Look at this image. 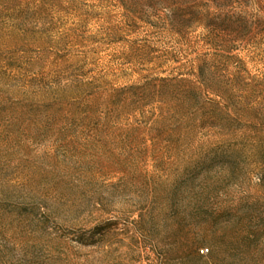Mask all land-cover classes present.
<instances>
[{
  "label": "rangeland",
  "instance_id": "obj_1",
  "mask_svg": "<svg viewBox=\"0 0 264 264\" xmlns=\"http://www.w3.org/2000/svg\"><path fill=\"white\" fill-rule=\"evenodd\" d=\"M0 264H264V0H0Z\"/></svg>",
  "mask_w": 264,
  "mask_h": 264
},
{
  "label": "built area",
  "instance_id": "obj_2",
  "mask_svg": "<svg viewBox=\"0 0 264 264\" xmlns=\"http://www.w3.org/2000/svg\"><path fill=\"white\" fill-rule=\"evenodd\" d=\"M202 252H203V250H202Z\"/></svg>",
  "mask_w": 264,
  "mask_h": 264
}]
</instances>
